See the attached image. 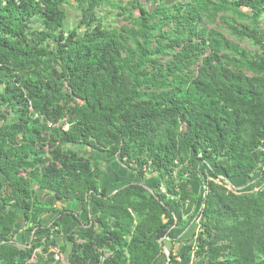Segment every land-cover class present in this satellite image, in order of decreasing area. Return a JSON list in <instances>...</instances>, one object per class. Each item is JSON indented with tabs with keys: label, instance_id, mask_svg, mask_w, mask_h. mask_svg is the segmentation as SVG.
<instances>
[{
	"label": "trees",
	"instance_id": "trees-1",
	"mask_svg": "<svg viewBox=\"0 0 264 264\" xmlns=\"http://www.w3.org/2000/svg\"><path fill=\"white\" fill-rule=\"evenodd\" d=\"M126 1L0 0V264H35L38 248L61 264L52 236L14 244L20 219L36 236L55 212L36 189L99 211L67 238V264H159L164 238L194 241L193 264H264V188L227 185L264 180V0ZM77 146L155 180L153 194L109 192Z\"/></svg>",
	"mask_w": 264,
	"mask_h": 264
},
{
	"label": "crops",
	"instance_id": "crops-1",
	"mask_svg": "<svg viewBox=\"0 0 264 264\" xmlns=\"http://www.w3.org/2000/svg\"><path fill=\"white\" fill-rule=\"evenodd\" d=\"M83 150L84 151H77L79 154L100 164L102 168V187L108 189L111 193H115L116 191L130 184H141L147 186L150 189L156 186L155 180H150L151 186L146 185L147 180H141L136 173L130 171L123 163H121L119 160H116L115 158H112L109 154L91 152L86 149ZM211 178L212 177L210 176V179ZM193 186L194 183H192V187ZM35 191H37L40 202L53 208L55 212L43 217L42 227L40 229L43 233L37 234L36 236L35 231H28L27 225L23 220L22 222L18 221L16 224L18 234L15 237L14 244L18 248H26L32 243L34 237L35 239H38L52 236L59 248L64 245L67 246L66 250L62 252L64 264H67L66 261L71 250V245L68 243L67 238L71 234L83 232L94 225V220L99 214V211L94 204H91L85 210L82 204L59 201L49 193L40 191L39 189H36ZM95 230L98 234H101V228L99 226H96ZM188 230L189 228L186 229V231ZM184 234L185 232H183L181 235L177 234L176 237L179 239ZM170 240L166 248L168 249L170 255L171 253L173 254V260H171L170 255L168 256L167 253H164V256L160 260L159 264H193L194 253L192 250H186V247L190 245H187L186 243H184V245H177L172 243ZM40 251L41 248L36 250L35 256L32 260V262L35 264L46 263L43 259L44 256L40 254Z\"/></svg>",
	"mask_w": 264,
	"mask_h": 264
},
{
	"label": "rangeland",
	"instance_id": "rangeland-1",
	"mask_svg": "<svg viewBox=\"0 0 264 264\" xmlns=\"http://www.w3.org/2000/svg\"><path fill=\"white\" fill-rule=\"evenodd\" d=\"M111 1L113 3H116V4H126V3H128V1H126V0H111ZM142 2L143 3L144 2L147 3L148 0H143ZM107 11H109V9H105V12H107ZM66 13H67L68 21L70 22V25L75 26L77 24V22L79 21V19H80V15H79V13H77V9L74 8V7H72V8L71 7H67L66 8ZM116 15H117V13H115V12L110 14V17H109V20H108L107 23H113L115 26L124 25L125 24L124 18H118ZM238 23L242 24V25L250 24L249 21H240V20H238ZM36 24H39V23H36ZM258 25L261 27V29H264V18L258 23ZM221 30L224 33L227 34L226 25H221ZM240 46L242 48H244V49L249 50L252 53L257 52V49L250 42H247V41L243 42L242 44H240ZM75 148H76V150L84 151L83 147H78L77 146ZM212 167L214 168L213 169L214 172L211 173L212 174L211 175L212 176L211 179H215V181H217L218 184H219V182L221 181L219 176L220 175L222 176V171H221L220 168L218 169V165L217 166L215 165V166H212ZM215 175H216V177H215ZM193 183H194L193 188L195 189V192H196V194L198 195V198H199V202H198V205H199V204L202 203L200 198L201 197L203 198L204 195H205V187H204V185L201 182L200 183L193 182ZM146 185L151 186V181L149 179L146 181ZM227 185L229 187V190L235 192L236 194H242V193L251 194L253 192H257L258 190L264 188V180L262 178L261 179H258V178H253V179L252 178H250V179H234L232 181H228ZM190 226L191 227H189V229L190 230H194L193 229L194 228L193 227L194 224H191ZM190 233L191 232H189V235L187 233L185 238H188L189 236H191ZM193 242L192 241L182 242V243H178L177 245H179V244L180 245H184V243H186L187 245H191V244H193Z\"/></svg>",
	"mask_w": 264,
	"mask_h": 264
},
{
	"label": "built area",
	"instance_id": "built-area-1",
	"mask_svg": "<svg viewBox=\"0 0 264 264\" xmlns=\"http://www.w3.org/2000/svg\"><path fill=\"white\" fill-rule=\"evenodd\" d=\"M164 191L165 190L162 189V192H164ZM50 252L54 254L55 260L57 262H60L61 264H64L63 255H62V253H61V251L59 250L58 247H50ZM40 254H42L44 256V258H43L44 260L47 258V256L44 255L41 251H40ZM103 261H104V259H103Z\"/></svg>",
	"mask_w": 264,
	"mask_h": 264
},
{
	"label": "water",
	"instance_id": "water-1",
	"mask_svg": "<svg viewBox=\"0 0 264 264\" xmlns=\"http://www.w3.org/2000/svg\"><path fill=\"white\" fill-rule=\"evenodd\" d=\"M146 189H148L146 186H144ZM149 191L148 192H150L151 194H153V192H152V190H150V189H148ZM19 222H22V219L21 220H19ZM165 240V238L164 239H162L161 241H160V244L162 245V248H163V252L164 253H167L168 254V256L170 255V253H169V251H168V249L166 248V246H164V244H163V241Z\"/></svg>",
	"mask_w": 264,
	"mask_h": 264
}]
</instances>
